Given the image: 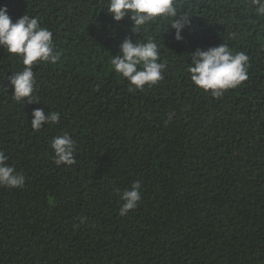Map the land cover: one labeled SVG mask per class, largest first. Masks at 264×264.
I'll list each match as a JSON object with an SVG mask.
<instances>
[{
	"label": "trees",
	"instance_id": "trees-1",
	"mask_svg": "<svg viewBox=\"0 0 264 264\" xmlns=\"http://www.w3.org/2000/svg\"><path fill=\"white\" fill-rule=\"evenodd\" d=\"M176 3L192 16L181 41L160 18L133 37L107 0H0L13 22L37 17L60 53L33 67L40 102L17 103L6 77L22 65L0 47V151L25 177L0 186V264H264V17L244 0ZM126 37L159 45L155 86L130 92L111 70ZM221 43L250 67L214 98L190 81L187 55ZM37 108L59 124L34 132ZM65 132L76 163L57 166L49 142ZM137 180L140 201L120 216L116 190Z\"/></svg>",
	"mask_w": 264,
	"mask_h": 264
},
{
	"label": "clouds",
	"instance_id": "clouds-1",
	"mask_svg": "<svg viewBox=\"0 0 264 264\" xmlns=\"http://www.w3.org/2000/svg\"><path fill=\"white\" fill-rule=\"evenodd\" d=\"M244 3L257 16L264 17V0H244ZM178 9L176 0H107L105 11L116 22L127 16L133 37L146 30L150 22L157 18L166 20L168 31L175 30L173 38L181 41V30L185 27L192 29V16L180 13ZM0 47L15 56L22 65L21 70L11 72L6 77L11 98L17 103L25 99L27 103L40 102L35 97L33 67L37 64H55L59 60L60 53L56 50L52 31L42 26L37 17L28 14H23L13 22L7 7L0 6ZM187 56L190 57V62L187 63L186 72L190 81L214 98L221 97L229 89L239 87L248 79L249 56L229 48L227 44L221 43L205 49L196 48ZM109 65L115 74L127 81L130 92L143 90L145 85L155 86L163 80L167 68V63L161 60L159 45L152 37L145 41L126 37L120 43L118 52L110 55ZM31 116L30 127L34 132H39L45 124L56 125L60 122V113L57 111L45 112L37 108L32 111ZM49 147L57 166H71L76 163V143L67 132L54 136ZM7 161L8 157L0 151V186L23 187L25 177ZM139 189L140 181L137 180L130 189L123 192L116 190L123 201L118 212L120 216H125L129 210L137 207L141 198Z\"/></svg>",
	"mask_w": 264,
	"mask_h": 264
}]
</instances>
